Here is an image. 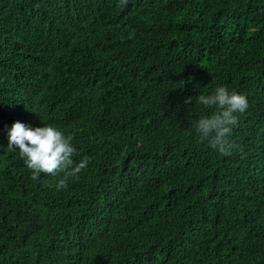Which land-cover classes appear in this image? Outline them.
<instances>
[{"label":"trees","instance_id":"16d2710c","mask_svg":"<svg viewBox=\"0 0 264 264\" xmlns=\"http://www.w3.org/2000/svg\"><path fill=\"white\" fill-rule=\"evenodd\" d=\"M220 85L231 156L192 129ZM17 121L72 136L79 179L33 181ZM0 264H264V0H0Z\"/></svg>","mask_w":264,"mask_h":264},{"label":"clouds","instance_id":"9594fccd","mask_svg":"<svg viewBox=\"0 0 264 264\" xmlns=\"http://www.w3.org/2000/svg\"><path fill=\"white\" fill-rule=\"evenodd\" d=\"M128 3L129 0H118V7L123 9ZM191 100L192 97H188L185 103H191ZM196 100L209 110L192 123L199 142L206 143L220 156H231L236 145L229 137L239 123L237 114L245 113L249 107L246 96L220 85L209 94L198 95ZM7 137V148L17 152L30 170V178L36 181L41 175L51 176L55 178L54 185L47 181L43 183L57 191L66 190L71 180L79 179L89 163L87 158L78 163L74 161L77 149L73 137L51 124L31 127L17 121L11 125Z\"/></svg>","mask_w":264,"mask_h":264}]
</instances>
